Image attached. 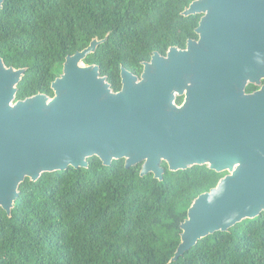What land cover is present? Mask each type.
<instances>
[{
	"label": "water",
	"instance_id": "obj_1",
	"mask_svg": "<svg viewBox=\"0 0 264 264\" xmlns=\"http://www.w3.org/2000/svg\"><path fill=\"white\" fill-rule=\"evenodd\" d=\"M182 14H202L199 39H188L185 49L170 46L167 57L155 51L138 83L122 65L117 92L99 65L84 62L108 35L66 56L51 83L53 96L16 99L26 67L7 66L0 57V208L11 215L26 178L88 167L97 156L104 165L143 162L140 175L160 180L162 162L172 171L194 165L228 171L191 203L171 260L264 212V0H192ZM248 59L262 81L252 93L240 77ZM191 74L197 77L192 87ZM184 89L178 107L174 94Z\"/></svg>",
	"mask_w": 264,
	"mask_h": 264
},
{
	"label": "trees",
	"instance_id": "obj_2",
	"mask_svg": "<svg viewBox=\"0 0 264 264\" xmlns=\"http://www.w3.org/2000/svg\"><path fill=\"white\" fill-rule=\"evenodd\" d=\"M191 1L4 0L0 57L26 67L16 99L53 96L66 56L106 35L84 62L101 61V74L118 89L121 65L136 71L153 51L197 35L200 14H182ZM88 160L20 184L11 215L0 208V264H264V212L171 260L191 203L224 173L207 165L172 171L164 162L160 180L122 159Z\"/></svg>",
	"mask_w": 264,
	"mask_h": 264
},
{
	"label": "flooded vegetation",
	"instance_id": "obj_3",
	"mask_svg": "<svg viewBox=\"0 0 264 264\" xmlns=\"http://www.w3.org/2000/svg\"><path fill=\"white\" fill-rule=\"evenodd\" d=\"M202 14H200V18H201ZM199 18V20H200ZM196 33V32H195ZM197 34V33H196ZM188 39H194V40H198L199 39V35L197 34L195 37H190V38H187L186 40V44L185 46H177V45H170V46H177L179 49H185L186 46H187V41ZM164 51V52H159V54L162 56V57H167L168 56V49L169 47ZM156 51V50H155ZM153 51L151 56L148 58V59H143L141 61V67H138L136 71L134 70H131V69H128L130 70L133 74H135L137 76L136 78V83H138L139 81L142 80V73L144 71V68H145V62H149L151 60V57L153 55V53L155 52ZM192 62V61H191ZM97 65H99V68H100V75L101 76H105L106 78V81L110 84V87L113 91L117 92L119 91L121 88H122V80H121V75H120V87L118 89H114L113 88V85H112V82L110 81V77H108L107 74H101V64L102 62L101 61H98L97 63H95ZM244 64V65H243ZM243 67H242V79H244V88H245V91L247 93H252V92H255L256 90L260 89L261 85H262V81L261 80H257V73H256V68H254L253 70L251 69V65L250 64V59H248L247 61H244L243 62ZM253 64H254V67H256V52H254V59H253ZM249 65V66H247ZM122 66V65H121ZM120 71H121V68H120ZM232 75H238V71H233ZM260 77V76H259ZM196 78L197 77H194L192 74H191V77H190V82H191V87L194 86V79H195V85H196ZM175 97H174V104L177 105L178 107L182 106L183 103L185 102L186 100V89H184L182 92L180 91H175ZM194 102V106L195 108L198 106V98L196 97L195 100H193ZM124 164H125V159H122ZM142 163L143 162H140L138 163L139 164V170H141L142 168ZM164 162H162V165H163ZM137 165V164H135ZM134 165V166H135ZM133 166V165H132ZM164 166V165H163ZM131 167V166H130ZM221 173H224V175H226L228 173V171H222Z\"/></svg>",
	"mask_w": 264,
	"mask_h": 264
}]
</instances>
